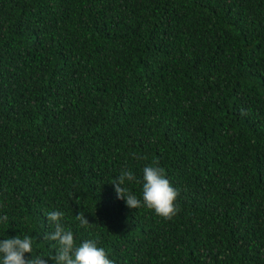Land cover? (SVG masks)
Instances as JSON below:
<instances>
[{"label":"trees","instance_id":"trees-1","mask_svg":"<svg viewBox=\"0 0 264 264\" xmlns=\"http://www.w3.org/2000/svg\"><path fill=\"white\" fill-rule=\"evenodd\" d=\"M154 164L170 220L110 184ZM57 210L114 264H264V0H0V241L55 264Z\"/></svg>","mask_w":264,"mask_h":264},{"label":"clouds","instance_id":"clouds-1","mask_svg":"<svg viewBox=\"0 0 264 264\" xmlns=\"http://www.w3.org/2000/svg\"><path fill=\"white\" fill-rule=\"evenodd\" d=\"M137 177L130 170H122L120 175L111 180L117 199L123 200L130 209L142 206L154 211L164 219H172L179 211L176 203L178 191L166 178L165 170L158 165H148L143 168L142 200L127 186L135 182ZM54 225V231L46 235V239L58 245L52 260L55 264H114L102 247H98L94 240H85L76 245L74 234L62 223L64 213L50 212L47 216ZM81 226L89 225L85 215L81 212L76 215ZM8 221L7 215L0 216V223ZM33 240L28 235H18L0 241V264H48V260L33 256ZM30 254L31 258H26Z\"/></svg>","mask_w":264,"mask_h":264}]
</instances>
